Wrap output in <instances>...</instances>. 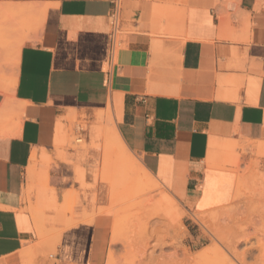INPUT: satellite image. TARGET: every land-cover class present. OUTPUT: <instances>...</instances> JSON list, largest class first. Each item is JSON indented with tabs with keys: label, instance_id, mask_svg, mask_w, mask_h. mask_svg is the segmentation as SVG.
<instances>
[{
	"label": "crops",
	"instance_id": "0c3cea01",
	"mask_svg": "<svg viewBox=\"0 0 264 264\" xmlns=\"http://www.w3.org/2000/svg\"><path fill=\"white\" fill-rule=\"evenodd\" d=\"M107 110L168 197L190 213L230 205L240 172L254 161L264 171V0H0V264L42 262L54 244L47 226L57 233L54 264L103 259L105 227L88 214L94 191L97 205L108 203L91 172L103 152L65 149L67 126L57 146L56 132L58 119L95 121ZM80 165L94 186L70 225L46 210V226L29 199L44 208L54 191L64 204L81 192Z\"/></svg>",
	"mask_w": 264,
	"mask_h": 264
},
{
	"label": "rangeland",
	"instance_id": "374dc122",
	"mask_svg": "<svg viewBox=\"0 0 264 264\" xmlns=\"http://www.w3.org/2000/svg\"><path fill=\"white\" fill-rule=\"evenodd\" d=\"M11 16L7 14L3 18V21L8 22ZM68 120L69 124L66 126L70 135L68 144L64 147L65 149L68 147L76 150H86L89 146H93L94 148L102 150L103 152L101 161H96L95 167L92 168L91 172L94 177L95 184L100 181L107 186L106 190L101 191V194L102 196L106 197L108 203L105 206L97 205L99 202V197L97 192L94 191L91 199L93 210L88 214L90 216H94L97 219L91 223H96L101 228L105 227L103 230L106 234L108 246L103 259L99 263L94 264H172L170 257L175 251V241H177V234L172 223L177 217L182 218V223L184 225L183 232L185 234L183 238V245L185 248L189 249L191 255H195L205 246L216 245V241L213 242L214 238L210 236L212 233H214V231L220 233L222 236L226 234L224 237L234 240L244 236H249L250 243L241 242L238 244L237 249L239 252H241L244 248L252 246L258 242V237H263L264 239V206H262L264 204V195L262 194L264 192V171L262 170V167L258 161L252 162L249 168L247 167V169L244 171H241V166L239 165L238 169L241 171L240 174L246 173L245 179L240 182L241 191H238L237 196L234 195V200L230 205L207 212L190 213L185 210V208L176 198L173 197V195H171L174 201L172 208H168L165 205L160 206L158 204L159 199H161L163 196H170L163 188L148 191L149 193L151 192L150 195L146 191L145 195L143 196H134L135 198L129 196V192H127L128 189L126 188L128 179L125 176L124 164L118 161L117 157L114 156L112 145L108 140L106 141L102 134L101 128H99L101 124L99 123L98 119L95 121H90L86 115L78 116L76 114L75 117ZM86 133H89L91 135V139L93 140L90 144H88L86 141ZM76 137L82 139V142H77ZM256 174L261 175L258 176ZM75 176L77 182L80 183L81 192L73 190L66 194L64 204H58V199L54 191L52 195L48 196L47 205L44 208L36 206V204H33L31 199H29V209L32 212L34 211L39 213V215L45 219L46 226L49 223L47 221L48 216L46 215V210L63 213L67 220L60 222V224H63L64 226L70 225V220L72 216L74 217L75 215L76 206L81 204V196H85L86 199L88 196L87 190L94 186L86 182V170L83 166L80 165L75 168ZM133 182L134 179L131 183L135 185V182ZM258 182L259 184H257ZM44 186L45 182L41 181V189ZM238 186L239 183L237 185V189ZM250 197H253L254 199ZM150 198H152L151 201H149ZM257 199L258 203L262 202V205L257 206L259 205L258 203H255L257 202ZM252 205L256 207H253ZM249 207H251V209H249ZM259 208L263 209L261 210ZM229 209H232L233 213L228 214L225 212L226 215H221L222 211H227ZM254 211L256 213H254ZM258 211L261 212L257 213ZM156 212L158 213L156 214ZM250 212H252V216ZM67 213L71 214V217H66ZM159 214L160 217L157 216ZM253 214L256 215V217H254ZM198 215L202 216L203 221L201 219H197ZM249 215L251 220H249L250 218L248 219ZM104 216L106 217L105 221L98 220L100 217ZM208 219L211 223L208 221ZM254 219L257 220L255 221ZM122 224L125 226L124 230L121 229ZM118 230L124 233L119 235L121 233ZM231 230H233V234H231ZM47 231L48 240H53L55 244L56 239L54 236L57 234L56 230H53L51 227L47 226ZM226 231L227 233H224ZM222 233H224V235ZM175 238L176 240H174ZM261 238L260 243L264 244V242H261ZM160 243L162 246H160ZM54 244L53 242L49 243L47 249L40 252L43 260L39 264H54L56 255ZM177 252L179 256V263L173 262L175 264H180L182 261L183 262L181 264H219V262H221L220 264L230 263L229 261L222 259V257L219 258L220 256L218 257L217 255H213L214 257H209L211 262L208 258L203 259L204 261L202 262L195 260L189 261L186 259V262L182 259L184 256L182 255L183 251L179 249ZM259 254L260 251H258V249L253 250V255L248 257L249 259L246 258V264H264V257L262 260H260V256L264 253L260 255ZM258 258L260 259L256 260ZM235 262V264H239L237 261ZM26 264H33V259L27 258Z\"/></svg>",
	"mask_w": 264,
	"mask_h": 264
},
{
	"label": "bare ground",
	"instance_id": "6f19581e",
	"mask_svg": "<svg viewBox=\"0 0 264 264\" xmlns=\"http://www.w3.org/2000/svg\"><path fill=\"white\" fill-rule=\"evenodd\" d=\"M19 46L16 48V52H15V61H14V65H16L18 63V55H19ZM6 82H7V86H6V91H10L11 88H13L15 86V83H16V78L15 76H11V77H7L6 78ZM107 109V108H106ZM61 118V117H60ZM65 118V117H64ZM98 119H99V123H101V127L99 126V128H101V131H102V134L104 135V137L110 142V144L112 145V151H113V154L115 157H117L118 161H120L121 163L124 164V167H125V176L127 177L128 179V182H127V186L126 188L128 189L127 192H129V196H132L133 198H135L134 196H143L145 195L146 191H151V190H156V189H159V188H162L163 186L161 185V183L157 180V178H155V176L143 165V163L139 160V158L135 155V153H133V151L130 150V148L125 144V142L123 141L115 123H114V120H113V117H112V113L110 112V110H107V111H101L99 114H98ZM64 119H58V124H57V132H56V145L57 146H61L63 145L66 137L68 136V133H67V130L65 129V123L63 122ZM5 129V128H3ZM76 141L77 142H82V139H80L79 137H76ZM33 160H36L37 159V156L36 154L33 155L32 157ZM249 168V167H248ZM253 170V169H252ZM251 172V171H250ZM245 174L246 173H241L239 175V186H238V189H237V192L235 194V196H237V193L238 191H241V188H240V182H242L244 179H245ZM253 175V174H252ZM258 175V174H256ZM261 175V174H259ZM258 175V176H259ZM251 177V176H250ZM47 179V175L45 177ZM134 179V182H135V185H133L131 182L132 180ZM262 178V177H261ZM249 179V178H248ZM255 179H258V178H255ZM253 180V179H252ZM259 180H260V177H259ZM131 181V182H130ZM133 182V183H134ZM262 183V182H261ZM254 184V183H253ZM259 184V182L257 183ZM256 184V185H257ZM255 185V184H254ZM260 186V185H259ZM262 186V185H261ZM46 187L48 189L49 186L48 184H46ZM256 188H258L257 186H255ZM51 190V189H50ZM249 191V189H248ZM254 191V189H253ZM253 191H252V195H253ZM261 191H262V187H261ZM149 193V192H148ZM151 193V192H150ZM149 193V195H150ZM249 194V193H248ZM251 194V192H250ZM255 194V193H254ZM264 195V192L262 193ZM152 195V194H151ZM246 195V194H245ZM251 196V195H250ZM255 196V195H254ZM246 197V196H245ZM249 197V196H247ZM262 197V196H261ZM261 197H256V198H261ZM264 197V196H263ZM250 198H253V197H250ZM254 199V198H253ZM152 198L149 199V201H151ZM261 200V199H260ZM259 200V201H260ZM264 200V199H263ZM255 201V200H254ZM255 203H258V199H257V202ZM261 203V204H260ZM258 203L259 205L257 206H260L262 205V202ZM145 204V203H144ZM148 204V203H147ZM146 204V205H147ZM158 204L160 206H166L168 208H172L173 206V200L168 197V196H163L161 199H159V202ZM255 205V204H254ZM252 205L253 207H256ZM264 206V204L262 205ZM149 208V207H148ZM157 208V207H156ZM154 209V208H153ZM249 209H251V207H249ZM257 209V208H256ZM261 209V208H259ZM258 209V210H259ZM263 209V208H262ZM261 209V210H262ZM164 210V208H163ZM171 210V209H170ZM174 210V209H173ZM155 211V210H153ZM151 211V212H153ZM159 211V209H158ZM264 211V210H263ZM162 212V211H160ZM159 212V213H160ZM173 212V211H172ZM228 213V214H231L233 213V210L229 209V210H225V211H222L221 215H226L225 214ZM253 212V211H252ZM252 212L251 213V216H252ZM261 211H258L257 213H260ZM158 212H156L157 214ZM169 213V212H168ZM200 213V212H199ZM202 213V212H201ZM236 213V212H235ZM234 213V214H235ZM254 213H256L254 211ZM170 215V213H169ZM34 216H35V220H36V224H37V230H38V233H39V236L41 238V241L44 240L45 236H46V230H45V225H44V222L42 221L41 217L37 214V213H34ZM160 217V214L157 215ZM232 216V215H231ZM254 217H256V215L253 214ZM223 217V216H222ZM228 217V216H227ZM226 217V218H227ZM258 217V216H257ZM260 217V216H259ZM250 218V215L248 217V219ZM169 219V218H168ZM198 220H202V216L198 215L197 217ZM206 219V218H205ZM228 219V218H227ZM253 219V218H252ZM207 220V219H206ZM230 220V219H229ZM232 220V219H231ZM251 220V218L249 219ZM255 221L257 219H254ZM205 221V220H204ZM209 221V219H208ZM207 221V222H208ZM214 221V220H213ZM239 221V220H238ZM237 221V222H238ZM127 222V221H126ZM129 222V221H128ZM182 218L181 217H177L176 219L173 220V227L176 231V234H177V241L176 242V245H175V251L173 252V254L171 255V261H172V264H175L173 262H178L179 260V256H178V250L181 249L183 252H182V255L183 256V260L186 261L187 260H195V261H199V262H202L204 261L203 259H206L210 256H213V255H217L219 258L222 257V259H225L226 261H229L230 263L232 264H235L237 261L239 264H246V258L250 257L253 255V250H256L258 249V251H260V254L264 253V244L263 243H260V238L261 237H258L259 238V241L256 242L255 244H251L252 246H249V247H246L244 248L241 252L238 251L237 247H238V244L241 243V242H245V243H250V237L249 236H244V237H241V238H237L236 240L234 239H231V238H226L224 237V233H227L224 232L222 233L224 236H222L220 233H217L214 231V233H212V235H210L211 237L214 238L213 242L216 241V245H213V246H205L203 247L202 249H200L195 255H191V253L189 252V249L188 248H185V246L183 245V238H184V225L182 223ZM206 222V223H207ZM210 222V221H209ZM218 222V221H217ZM252 222V221H251ZM211 223V222H210ZM231 223V222H230ZM255 223V222H254ZM129 224V223H128ZM223 224V223H222ZM206 225V224H205ZM212 225V224H211ZM124 225L122 224L121 226V229L124 230L125 229V226L123 227ZM128 226V225H127ZM147 226V225H146ZM123 227V228H122ZM217 227V226H216ZM226 227V226H224ZM120 229V231H121ZM127 229V227H126ZM159 229V228H158ZM157 229V230H158ZM207 229V228H206ZM211 229V228H210ZM215 229V228H214ZM219 229V228H218ZM230 229V228H229ZM116 230V229H115ZM217 230V229H216ZM224 230V229H223ZM119 231V230H118ZM119 231V232H120ZM158 232V231H157ZM231 234H233V230H231ZM235 232V230H234ZM115 233V232H114ZM121 234L119 235H122L124 232H120ZM159 234V232H158ZM156 234V235H158ZM118 235V234H117ZM229 235V234H227ZM160 236V235H159ZM229 237V236H228ZM159 238V237H158ZM161 239V238H160ZM176 240V238L174 239ZM261 242H264V239L263 237L261 238ZM174 242V243H175ZM222 245V247H221ZM160 246L161 243H160ZM255 252V251H254ZM259 253V252H258ZM259 254V255H260ZM256 255V254H255ZM258 255V256H259ZM264 254H262L260 256V258L256 259V260H262L263 259V256ZM215 256V257H217ZM256 256V257H258ZM214 257V256H213ZM255 257V256H254ZM253 258V257H252ZM181 259V260H182ZM215 259V258H213ZM221 259V260H222ZM249 259V258H248ZM180 260V261H181ZM194 261V262H195ZM210 261V259H209ZM183 262V261H182ZM180 262V264L182 263ZM187 262V261H186ZM199 262H196V263H199ZM211 262V261H210ZM214 262V261H212ZM179 263V262H178ZM215 263V262H214ZM221 262H219L220 264ZM225 263V262H223ZM229 263V264H230ZM262 263V262H261ZM228 264V263H226Z\"/></svg>",
	"mask_w": 264,
	"mask_h": 264
},
{
	"label": "built area",
	"instance_id": "2783aa9c",
	"mask_svg": "<svg viewBox=\"0 0 264 264\" xmlns=\"http://www.w3.org/2000/svg\"><path fill=\"white\" fill-rule=\"evenodd\" d=\"M112 21H113L114 43H115V46H117L118 45V35L121 33L120 31L121 15L118 10L113 14Z\"/></svg>",
	"mask_w": 264,
	"mask_h": 264
}]
</instances>
